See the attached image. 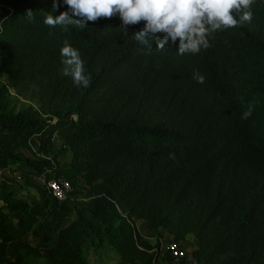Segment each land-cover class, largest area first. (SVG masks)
<instances>
[{
  "label": "trees",
  "instance_id": "trees-1",
  "mask_svg": "<svg viewBox=\"0 0 264 264\" xmlns=\"http://www.w3.org/2000/svg\"><path fill=\"white\" fill-rule=\"evenodd\" d=\"M52 9L53 0H0V168L38 191L24 198L0 181V264H87V243L124 264H158L166 236L184 246L192 236L198 264H264V0L251 22L184 55L171 42L145 52L131 38L143 22L123 38L119 16L50 28ZM66 40L86 88L62 74ZM59 142L67 157L48 158ZM44 173L79 182L85 197L50 247L33 243L36 226L64 202L34 179ZM139 219L158 231L154 244Z\"/></svg>",
  "mask_w": 264,
  "mask_h": 264
},
{
  "label": "clouds",
  "instance_id": "clouds-1",
  "mask_svg": "<svg viewBox=\"0 0 264 264\" xmlns=\"http://www.w3.org/2000/svg\"><path fill=\"white\" fill-rule=\"evenodd\" d=\"M60 3L66 10L54 15ZM255 0H53V9L43 20L50 28L61 26L65 32L69 26L86 28L89 22L101 18L119 16L123 38H128V28L143 22V27L131 38L144 46L148 52L153 47L163 50L171 42L178 43V53L198 54L208 49L210 38L218 31L242 27L253 18ZM27 17L33 19V11ZM62 74L70 77L77 87H88L90 76L85 73L78 49L67 40L60 48ZM193 79L203 84L205 77L195 72ZM251 110L242 114L247 119Z\"/></svg>",
  "mask_w": 264,
  "mask_h": 264
},
{
  "label": "rangeland",
  "instance_id": "rangeland-1",
  "mask_svg": "<svg viewBox=\"0 0 264 264\" xmlns=\"http://www.w3.org/2000/svg\"><path fill=\"white\" fill-rule=\"evenodd\" d=\"M3 71L4 70L2 66H0V75L4 77L5 75L3 74ZM23 101V99H20V102L16 100V104L20 106ZM60 143L61 142L53 147L48 158H52L56 155L59 159L64 160L67 157L68 154L62 149V147H60ZM22 155L25 158H35L34 152L31 149H23ZM0 181L8 182L21 197L29 199L38 196V191L35 185H30L27 183L25 178L19 179L18 177L14 176L12 171L10 173L7 171L6 174L0 176ZM73 186L74 191L72 192L70 198L63 204H59L58 207H55L54 214L36 226L37 233L33 237L34 244L41 247L52 246L58 230L61 227L68 225L74 219V209L77 205L84 202L85 197L81 192L82 187L79 182L73 181ZM45 239L48 241L44 242ZM92 249L93 248L91 244L87 243L86 252L88 255ZM13 254L14 253L11 250L10 257H12ZM96 254L100 264H121L118 259V252L108 246H106L104 249L96 250Z\"/></svg>",
  "mask_w": 264,
  "mask_h": 264
},
{
  "label": "built area",
  "instance_id": "built-area-1",
  "mask_svg": "<svg viewBox=\"0 0 264 264\" xmlns=\"http://www.w3.org/2000/svg\"><path fill=\"white\" fill-rule=\"evenodd\" d=\"M60 147L65 148L66 146L60 145ZM7 171L8 173L11 172L6 168H0V176L6 174ZM12 174L19 179L23 178L20 172H12ZM34 179L46 186L59 203L67 201L74 191L73 183L64 175L57 176L50 173H44L40 176L34 177ZM166 253L167 256L171 258L173 264H198L192 251L174 239H169L167 241Z\"/></svg>",
  "mask_w": 264,
  "mask_h": 264
},
{
  "label": "crops",
  "instance_id": "crops-1",
  "mask_svg": "<svg viewBox=\"0 0 264 264\" xmlns=\"http://www.w3.org/2000/svg\"><path fill=\"white\" fill-rule=\"evenodd\" d=\"M0 62H1V60H0ZM0 66H2V65H0ZM3 74L5 75L4 77L1 76V75L0 76H1L2 79H5L7 77V74L4 71H3ZM137 228H138L139 232L142 235H144L150 243L154 244L156 242L157 235H158V231H156V230H152V231L151 230H148L145 227V221L143 219H139L137 221ZM170 238H171L170 236L169 237L166 236L161 241V255H160L158 264H173L172 260L167 256V253H166V243H167V241ZM185 246L189 250H191V251L195 248V245H194V241H193V237L192 236L189 237V240H188V242H187V244ZM108 247H110V246H108ZM118 259H119V262L121 264H124L123 261L121 260V255L119 253H118Z\"/></svg>",
  "mask_w": 264,
  "mask_h": 264
},
{
  "label": "water",
  "instance_id": "water-1",
  "mask_svg": "<svg viewBox=\"0 0 264 264\" xmlns=\"http://www.w3.org/2000/svg\"><path fill=\"white\" fill-rule=\"evenodd\" d=\"M2 205H3V201H0V208H1ZM87 264H100L99 260H98V257H97V254H96V249L95 248H93L90 251V254H89L88 260H87Z\"/></svg>",
  "mask_w": 264,
  "mask_h": 264
}]
</instances>
